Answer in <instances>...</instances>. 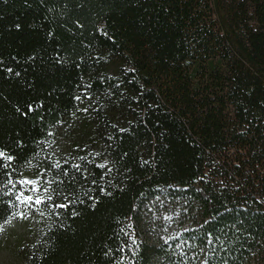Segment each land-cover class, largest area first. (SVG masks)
<instances>
[{"label": "trees", "instance_id": "16d2710c", "mask_svg": "<svg viewBox=\"0 0 264 264\" xmlns=\"http://www.w3.org/2000/svg\"><path fill=\"white\" fill-rule=\"evenodd\" d=\"M0 151L6 264H264V0H0Z\"/></svg>", "mask_w": 264, "mask_h": 264}, {"label": "rangeland", "instance_id": "374dc122", "mask_svg": "<svg viewBox=\"0 0 264 264\" xmlns=\"http://www.w3.org/2000/svg\"><path fill=\"white\" fill-rule=\"evenodd\" d=\"M6 252L5 251H0V264H6Z\"/></svg>", "mask_w": 264, "mask_h": 264}, {"label": "snow or ice", "instance_id": "6c2138e0", "mask_svg": "<svg viewBox=\"0 0 264 264\" xmlns=\"http://www.w3.org/2000/svg\"><path fill=\"white\" fill-rule=\"evenodd\" d=\"M5 154L2 152V151H0V157H2V156H4ZM8 159H11V157H7ZM17 199H19V197L17 198ZM32 199V197H25V200L26 201H30ZM40 201L39 200H37L36 201V203H39ZM21 215H23V213H21Z\"/></svg>", "mask_w": 264, "mask_h": 264}]
</instances>
